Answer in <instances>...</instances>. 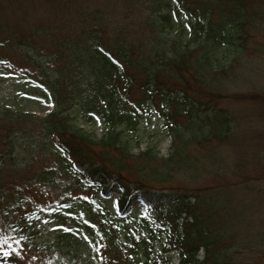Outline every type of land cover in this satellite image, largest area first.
<instances>
[{
    "label": "trees",
    "instance_id": "trees-1",
    "mask_svg": "<svg viewBox=\"0 0 264 264\" xmlns=\"http://www.w3.org/2000/svg\"><path fill=\"white\" fill-rule=\"evenodd\" d=\"M52 12L45 24L23 16L20 28L1 26L0 69L51 106L39 116L0 105L2 237L42 264H175V250L176 264H226L216 245L231 235L224 225L233 211L201 197L194 177L214 153L220 163L217 146L235 133L232 112L216 100L264 111V91L221 92L215 83L233 76L263 31L264 0H63ZM154 114L170 139L167 155L149 145L132 152L139 123ZM77 118L98 120L102 134ZM35 163L30 184L54 190L52 203L33 204L22 185L4 180L7 166ZM72 190L91 203L75 204ZM49 227L54 238L42 242ZM1 248L0 264H9Z\"/></svg>",
    "mask_w": 264,
    "mask_h": 264
},
{
    "label": "rangeland",
    "instance_id": "rangeland-1",
    "mask_svg": "<svg viewBox=\"0 0 264 264\" xmlns=\"http://www.w3.org/2000/svg\"><path fill=\"white\" fill-rule=\"evenodd\" d=\"M62 1L0 0V39L2 38V23H12L13 28H20L26 25L27 21H19L25 16L31 19V22L45 24L54 18L52 7L59 6ZM255 38L256 42L254 40L249 42V50L242 58V64L235 71L237 72L234 73L235 76L233 74L234 77L228 75L215 80L221 92L229 90L264 91V29L259 31ZM0 55L2 56L1 47ZM19 67L24 68L25 66ZM27 68L28 72H32L30 67L27 66ZM12 72L4 66L0 69V105L15 103L21 110L39 116L49 112L51 106L37 99L35 95L26 94H31V90L24 89L19 79L11 77ZM216 101L218 106L226 107L232 112L236 124L235 133L223 145L217 146L216 152L220 163L215 162V153L213 157L204 159L202 166L206 169L194 177V182L201 188L197 191L201 197L219 198L222 200L221 206L227 208L228 213L233 211L234 216H229L231 218L229 226L227 223L224 225L228 229L226 232L229 231L231 235L216 245L220 249L221 259L226 264H264V111L257 105L228 101L224 98ZM77 122L79 127L88 133L92 132L97 137L103 132V127L98 120L91 125L83 123L78 118ZM135 134L136 139L132 141V152L149 145L156 147L161 156L167 155L170 139L165 135L166 128L162 118L157 114L144 118L139 123ZM40 164L35 163L22 169L7 166L3 170V175L4 180L22 185L30 202L46 205L57 198L54 190L42 186L33 187L30 184V177L38 171ZM216 171H219L218 174ZM182 175L179 174L178 178L186 184L188 178ZM0 178L2 180V170ZM70 195L74 203L82 207L92 201L91 194L86 192L72 190ZM117 198V194L113 192L111 200L106 202L111 210H113L112 201ZM200 207L202 214L205 206ZM139 208V204L133 202L129 211L132 215H137ZM222 218L212 220L211 228L216 230L215 227L220 226V221L228 220L225 216ZM74 227L82 228L81 225ZM1 230L0 227V251H2V246L9 251L13 258L9 264H42V258L35 256L28 247L18 241L13 242L6 235H3V238ZM54 232L56 231L49 227L41 241H52ZM170 254H172L171 261L176 264L178 262L176 250L171 251ZM204 255V251L200 249L199 259H202ZM91 264L99 263L92 258Z\"/></svg>",
    "mask_w": 264,
    "mask_h": 264
}]
</instances>
